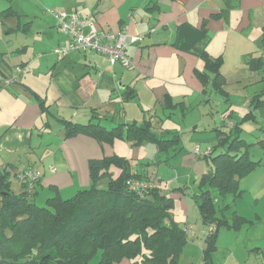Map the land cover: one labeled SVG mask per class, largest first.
Wrapping results in <instances>:
<instances>
[{
    "label": "crops",
    "instance_id": "obj_1",
    "mask_svg": "<svg viewBox=\"0 0 264 264\" xmlns=\"http://www.w3.org/2000/svg\"><path fill=\"white\" fill-rule=\"evenodd\" d=\"M57 11L74 12L99 29L122 33L128 38L137 37L139 40L126 50L133 69L110 66L104 55L95 52L58 57L54 49L66 45L68 37L58 28L52 15ZM219 56L221 65L217 66V71L222 75L223 85L217 88L213 85L215 73L206 63V57L213 60ZM247 57L264 59V0H0V170L12 169L10 176L13 175L20 192L22 185L16 173L30 167L38 169L31 160L37 158L44 164L38 169L42 178L35 188L36 195L38 188L43 190L46 186L56 188L59 193L69 190L75 194L90 185V160L117 155L135 163L132 171L146 169L157 181L165 180L167 184L163 182V189L170 193L179 176L172 174L174 176L167 181L159 175V169L176 167L175 172L181 178L200 179L209 170L208 164L205 156L198 157L193 150L198 146L201 152L207 149L210 154L220 152L221 149H216L223 139L219 130H228L222 123L213 127H191L195 134L199 132L206 137L204 147L191 139L184 143L185 132H173L178 136V143L166 145L162 151L154 147V151L147 153L142 148L151 142L135 146L125 139L124 133L112 143H99L83 133L66 137L60 118L85 124L95 112L100 124L107 129L117 124H141L149 120L172 133L176 126L170 124L176 109L179 107L182 111L183 106L195 101L209 104L213 91H225L228 76L242 71L244 75L262 79L264 72H252L244 62ZM141 93L152 101L153 95L158 97L162 117L148 102V108L141 110V118L132 111L133 107L132 115L129 111L128 115L126 107L134 105L129 101ZM167 102L171 106H183L168 110L171 107H166ZM166 113L168 125L163 119ZM217 114L230 116L234 123V119L239 121L245 115L235 117L227 98ZM154 115L158 118L156 123ZM254 126L250 136L257 141L264 140V125ZM116 140L126 148L124 153L122 148L114 146ZM257 147L264 158L263 150ZM162 154L165 158H160ZM158 160L165 163L144 168L145 162ZM258 161L260 166L253 172L264 168L263 159ZM50 166L54 167V172H49ZM251 174L242 178L239 186ZM157 186L162 187L161 182ZM242 191L243 194V187ZM190 213L187 210V218ZM256 218L261 220L262 216ZM185 224L181 227H187ZM245 226L248 224L232 230L221 229L239 234ZM205 227L197 233H206L209 228ZM187 228L190 230L185 246L195 238L196 228ZM248 243V252L264 255V244L257 239ZM183 251L184 248L181 256ZM215 251L210 260L204 259L205 264H212ZM118 264H130V261L123 259Z\"/></svg>",
    "mask_w": 264,
    "mask_h": 264
},
{
    "label": "trees",
    "instance_id": "obj_2",
    "mask_svg": "<svg viewBox=\"0 0 264 264\" xmlns=\"http://www.w3.org/2000/svg\"><path fill=\"white\" fill-rule=\"evenodd\" d=\"M206 61L215 73L213 85L220 88L223 78L217 66L221 65V57L213 60L206 57ZM244 62L252 72H264V59L247 57ZM259 81L263 87L254 95L250 101L252 107L241 120L234 123L228 121L230 116L221 117L222 121H227L224 125L228 128L219 130L223 139L216 149L221 151L210 154L209 149L205 155L209 170L198 181L196 203L204 226L209 228L204 234L202 250L206 261L216 250L219 229H236L246 222L236 212L231 221L224 215L218 218L212 192L216 191L221 197H239L243 192L239 188L240 180L260 166L259 161H252L248 156V147L252 144L241 139L242 125L256 122L253 109L264 106V76ZM181 105L166 103L170 109ZM98 119L94 112L85 124L61 118L60 123L64 125L66 137L83 133L99 143L112 142L123 133L135 146L151 142L160 151L166 145L178 143L177 135L163 129L157 132L156 125L149 120L141 124H117L107 129ZM255 145L264 152L263 139ZM160 163L165 161H154L148 166ZM145 170L132 171L130 161L117 155L90 160L89 187L69 198H62L56 188L51 187L54 195L47 198L45 205L39 206L35 202V188L40 182L33 190H26L18 179L19 171L16 178L22 190L15 193L9 180L12 169L4 167L0 170V264H87L97 253L98 264H113L123 259L130 264H179L182 250L188 243L186 230L189 228L173 220L172 196L157 186L160 180ZM150 179L155 181L151 189L129 187L132 181ZM105 180L106 184L101 187ZM180 190L186 195L185 187Z\"/></svg>",
    "mask_w": 264,
    "mask_h": 264
},
{
    "label": "rangeland",
    "instance_id": "obj_3",
    "mask_svg": "<svg viewBox=\"0 0 264 264\" xmlns=\"http://www.w3.org/2000/svg\"><path fill=\"white\" fill-rule=\"evenodd\" d=\"M12 73H14V71L11 72V74ZM228 78L229 81H227V84L224 86V90L227 92L226 95L220 92L217 93L213 91V98L209 102V104H201L200 101H195L194 103L186 104L185 107H182V111L178 107L176 109L177 111L173 113L172 122L170 125H175L177 129L172 128V132H185V134H183L184 143H188L192 140L194 143H200L202 147L206 146V137L201 136L199 132L195 134L194 130H192L191 127H213L215 125H219V123H222V126L225 128L226 126L224 124H226L227 121H222L221 115L217 114V110L220 109L221 105L224 104L226 98L230 102L231 110L236 113L235 117H239L240 114H245L246 109H248V106L251 104L250 101L254 98V95L258 93L263 87V84L260 83L259 78H257L256 76L250 77L249 75H244L242 71L238 72L236 76H228ZM185 90L189 91V89ZM190 94L191 93H188V95ZM153 97L154 99L152 101L150 99H146L144 93H141L139 97L129 101V103H134V105L128 104V106L126 107L127 113L128 111L130 112V109L133 107L132 111H134V113L137 114L139 118H141V110L143 107L148 108V102L149 106L154 107V110H156L155 113L162 117V109L159 106L160 103H158L157 101L158 97H155L154 95ZM120 111L121 114H124L123 108H121ZM253 111H255L254 114L256 116V122L251 121L245 123V125H242L243 132L241 135V139H244L248 144H255L257 142L255 138L250 136L251 134H253L251 133V131L253 130V128H255L254 125H264V106L258 109L254 108ZM208 112H211L212 114H208ZM167 116L168 113H166L163 118L164 120H167L165 125H168L170 123ZM157 119L158 118L154 115L155 123ZM228 121L232 122V120ZM234 121L237 122L235 119ZM162 128L163 125H159L158 127H156L158 131ZM114 146L116 148H122L123 153L126 150V148H124L122 144L118 142V140H116ZM154 147L156 148L154 144L147 143L142 149L147 153H151L152 151H154ZM248 156L252 161H258L262 158V162H264L262 152L256 145H251L250 147H248ZM42 158H45V156H42ZM160 158H165V154H162ZM31 160L32 163L38 166V169H40V166L44 164L42 163V160L37 158H31ZM150 160L154 159L151 158ZM151 162L153 163V161ZM131 164H133L131 165V168L134 169L135 163ZM144 165V168L149 167L147 162H145ZM173 168L166 166L159 169V175L167 181L170 180L175 174L179 176V181H177V184L173 186V194H171L170 192V195L172 196L174 201V208L171 212V217L175 222L179 223L180 226L184 225L187 222L185 224L187 227L196 228L194 229L195 232L193 233L195 235V238L193 239V241H191V244H188L184 247L183 256L180 257L179 264H205L204 258L202 256V248L203 245H205L206 235H200L199 233H197V231H199L200 229L205 230L206 228V225L204 226L203 224L202 216L196 203L199 197V179H195L192 176L191 180H185L180 177L181 175L175 172V169L177 168ZM255 171L256 172H253V174H251L252 176H249L248 178H246V180L240 183V190H242V187L245 190L242 196L236 198H234L233 195L221 197L216 191L212 192V197L216 206V216L218 218H221V215H224V217L231 221L233 213L237 211L238 213L244 215L248 220L247 222H245L248 224V226L242 228L239 234L224 229H221L219 231L218 246L212 258V264H264V255H257L256 253L248 252L247 248L249 240L252 239H257L261 244H264V168H260ZM116 174L117 172H115V175ZM159 175L156 172V176ZM9 180L11 182V189L15 193H18L19 186L15 182L13 175L9 177ZM106 182V180L103 181L100 186L103 187ZM160 182L162 188H165L163 186V182H165V180ZM13 184L16 186L14 187ZM165 184L167 183L165 182ZM184 187L186 195H184L180 190V188L184 189ZM38 190L39 194L35 196V202L37 205L43 206L45 205L47 198L53 196L54 193L50 188H48V186H46V188L43 190L40 187L38 188ZM73 194L74 192H70L69 190H63L62 192H60V196L62 198L72 197ZM187 210L191 211L188 218ZM258 215L262 216L261 220L259 218H256ZM191 236L192 235L188 237L190 238ZM98 262L99 253H97L87 264H98Z\"/></svg>",
    "mask_w": 264,
    "mask_h": 264
},
{
    "label": "built area",
    "instance_id": "obj_4",
    "mask_svg": "<svg viewBox=\"0 0 264 264\" xmlns=\"http://www.w3.org/2000/svg\"><path fill=\"white\" fill-rule=\"evenodd\" d=\"M52 15L58 28L68 37L66 45H59L54 49L58 57L65 58L76 52H95L104 55L110 66L120 65L124 69H133L126 50L130 44L139 40L137 37L128 38L122 33L99 29L93 22L82 19L74 12L57 11L52 12ZM193 152L196 156H205L208 155L209 149L201 152L196 146ZM48 170L49 172L55 171L51 166ZM18 179L26 190L31 191L40 182L41 172L37 168L30 167L20 171ZM154 184L153 179L145 182L132 181L129 187L135 190H147L153 188Z\"/></svg>",
    "mask_w": 264,
    "mask_h": 264
}]
</instances>
